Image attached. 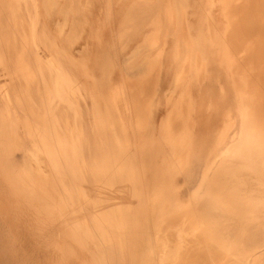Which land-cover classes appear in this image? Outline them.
Segmentation results:
<instances>
[{"label": "bare ground", "instance_id": "1", "mask_svg": "<svg viewBox=\"0 0 264 264\" xmlns=\"http://www.w3.org/2000/svg\"><path fill=\"white\" fill-rule=\"evenodd\" d=\"M51 1L47 0V4ZM236 1L220 0V6L215 4L211 7L203 23L199 24L206 0H134L126 9L116 39L111 44L108 42V49L104 47L98 52L94 63L91 61L92 48L89 44L85 45L79 58L72 57L70 53V47L84 34L88 24L86 13L92 0H65L64 7L60 9L64 21L60 24L58 39L52 38L49 35L52 33L48 34L47 28L41 24L36 26L34 17L39 7H36L35 0H0V71H4L9 79V84L0 88L1 170L21 200L37 206L38 213L45 220L57 225L58 235L68 241L71 255L81 250L87 252L90 254L86 261L88 264H218L228 258L235 244H224L225 241L231 243V239L224 240L222 232L221 236H215L209 217L233 214L236 207L238 212L247 213L251 209L250 196H246L245 189L239 192L238 199H227L228 196L226 199L206 198L212 193L205 189L212 185L208 181L209 171L217 161L226 159L229 162L235 157L238 163H242L241 168H249L258 178L259 163L262 159L264 163V120L255 111L259 95L256 100L257 92H250L252 86L248 88L245 85L249 76L245 81L240 74L238 81L246 86L243 88L234 79L236 69L232 71L237 60L231 49L241 40L233 39L236 42L232 40L231 44L234 45L230 49L229 40L232 38H227L231 31H228L227 19L231 17L230 3L234 5ZM238 8L236 17L235 14L233 16L237 19L244 14L242 11L245 7L240 9L242 13ZM236 9L233 10L236 12ZM3 13L6 16L4 20ZM106 13L108 19L111 18L109 2ZM67 26L70 31L66 37L67 47L64 48L60 38L63 28ZM95 29L92 38L100 45L103 33L98 34L99 30ZM140 34H143V38L132 48L131 52H135V56L129 67L137 68L146 58H156L153 71L157 67L160 75L164 68L166 47L168 42L171 44L166 68L172 90L167 100L171 108L162 123H159L157 129L160 134H156L155 126L144 125L142 116L146 114L141 115L143 112L140 111L139 115H134L136 113L128 98L130 92H136L126 79L116 85H109L114 70L123 66L118 58V48L125 51ZM249 37L255 41L253 35ZM146 42H151V47L142 50ZM241 43L237 47H241ZM39 48L47 53L46 57L40 56ZM58 63L65 67L66 74L58 70ZM90 64L95 65L98 72L92 71ZM231 71L232 74L234 72V78L229 76ZM253 77L250 76V82L254 81ZM196 84L205 93L206 110L210 113L208 122L198 117L199 109L193 96V86ZM132 102L135 104V101ZM260 103L259 106L263 102ZM141 106L138 108L141 109ZM180 117L183 120V125L179 123L182 128L178 124L181 129L174 125ZM175 118L178 119L175 121ZM220 119L225 121L223 128L219 126ZM234 123H237V131L232 142V133L229 140L228 133ZM177 128L180 129L179 133ZM180 169L189 170V184L193 187L189 206L183 205L176 197L178 193L174 188L173 177ZM248 172L242 174L247 175ZM148 175L152 176L155 186L151 193L143 188ZM222 184L225 185L224 181ZM122 186L137 200L152 195L155 206L150 205L148 216L146 213L148 221L146 224L145 220L143 228L139 229L136 210L131 206L99 209L105 200L99 196L100 189L96 187L106 190ZM44 233L42 235L47 236ZM225 233L230 237L232 232ZM175 242L181 244V251L171 262ZM234 255L232 259L248 262L243 255Z\"/></svg>", "mask_w": 264, "mask_h": 264}, {"label": "rangeland", "instance_id": "2", "mask_svg": "<svg viewBox=\"0 0 264 264\" xmlns=\"http://www.w3.org/2000/svg\"><path fill=\"white\" fill-rule=\"evenodd\" d=\"M83 1H85V0H83ZM92 1H93V3L89 7V9L86 13L88 24L85 27L84 34L77 43L73 44L74 47L73 46L70 47V50H71L70 53H71L72 57L79 58L81 55V51L84 49L85 45L89 44L90 47L92 48L91 49V54H92L91 61L92 62L94 61V63H96L95 60H96V55L98 54V52L101 49H103L104 47H106L108 49L109 45L116 39L117 31H118L119 26L122 23L126 9H127V7H129L131 5V2H133L134 0H120V2H119V0H105V1L104 0H100V1L99 0H92ZM235 1L231 0V2H234V3H235ZM256 1L257 0H245V1L244 0H237L236 4H234V5H233V3H230L229 13H231L230 18L231 19L233 18V20H230V18H228L227 24H229L228 31L231 29V31H233V32L229 31L230 33H228L227 38L228 39L232 38L229 40L230 49H231V45H234L231 43L233 41H234L233 43H235L236 41H239V40H241L240 43L242 42L241 47L242 46L245 47V48L243 47L244 49L241 47H237V46H240L239 42H237L238 44L235 43V45H237V46H235V47L232 46L231 51L233 52V54H235L234 56L237 60V63H235V65L232 68L233 69L232 71H235L234 68L236 69L235 78L233 76L234 72L232 74V71L230 72L231 74L229 76H231V77L233 76L232 78L235 79L237 84L239 83L238 86H240V87L246 88V86H248V88H249L251 85L252 87H250V90L248 88L247 89L250 92H251V90H254L253 91L254 94L257 92V94H255L257 96L256 100H258V95H259V100L256 102L261 104L260 102L264 103V95H263L264 94V90H263L264 85H261L262 83L264 84V76H263L264 75V73H263L264 72V63H263V60H264V21L262 24H260V23L262 22V20H264V18H263L264 17V9H263L264 8V0L263 1L262 0L257 1V4H259V7L255 3ZM35 2H36V7L37 8L39 7V9L37 10V15L34 17L36 26L39 27V25L41 24L42 27H44L45 29L47 28L46 31L48 32V34L52 33V34H49L52 38L55 37L58 39L59 33H60V24L64 21V17L62 15L60 9L62 10V8L64 7L65 0H52L49 4H47V0H35ZM108 2L110 3V10L112 12L111 13L112 16L110 15L111 18H109V19L107 17V13H106V7H107ZM219 3H220V0H206L205 10L203 11V14H201V16L198 20V23L202 24L204 18L207 15L208 10L211 7H213L215 4L219 5ZM246 5H247V7H246ZM251 5H253V6L250 7ZM256 6L258 8H255ZM52 7H53V9H52ZM230 7H232V8H230ZM236 8L239 9L240 13L244 12V14H245L244 15L242 13L241 16H239L240 13H238V16H239L238 19L239 20L237 18H235L236 14L238 12V10ZM242 8H244L245 10L244 9H243V11L240 10ZM247 8H249V9L247 10ZM93 9H95L96 11ZM117 9H118V11H117ZM231 9L232 10L236 9V12L233 10V12H235V13H233ZM256 9H258V10H256ZM115 11L117 14L115 13ZM218 13H219V11H218ZM255 13H256V16H255ZM234 14H235V17H233ZM118 15H119V17H118ZM4 16H5V14L3 13L2 14L3 20L6 17V16L5 17ZM105 16L107 17L106 19H105ZM113 18H114V20H113ZM242 18L245 19V20L243 19L244 22H243ZM240 19L242 21H240ZM107 20H108V22H107ZM110 20H111V23H110ZM228 20H230L231 22L229 23ZM239 21H240V25L243 28L239 25V29H238L237 24H239L238 23ZM247 21L250 23H247ZM252 21H253V23H251ZM103 22H104V24H103ZM105 22H107L106 27H105ZM98 25H99V28H98ZM233 26L237 30L234 29ZM232 27L234 30L232 29ZM95 28L97 30H99L98 34L101 35L103 33L102 34L103 36L101 35V37H100V40L103 38L102 41H100L101 46L99 45L98 41H96L95 39L92 38V33H93V30ZM243 30H245V31H243ZM62 31L63 32H62L61 38H60L61 44L64 48H66L67 47L66 37L68 35V32L70 31V27L69 26L64 27ZM234 31H236V33ZM241 31H243V32H241ZM112 33L114 35H112ZM239 33H240V36L238 35ZM256 34H258V37L260 39H258ZM252 35L254 36L255 41L253 40V37H252V39L249 37ZM142 38H143V34L136 36L135 39L130 42V46L125 51L118 48V58L120 61H122L123 66H122V68L118 66L114 70V72L112 73V76L110 78L109 85L110 86L116 85L117 83H121L123 81V79H126L128 81V83L131 85L132 90L133 91L135 90V92H136L135 94L130 92V94H129L130 97L128 98L131 102V107L132 106L134 107V108L132 107V109L136 113L134 115H137L140 111L143 112V113L140 112L141 115L146 114L145 116H142L143 120L145 121L144 125L145 126L151 125L153 127L155 126L156 127V129H155L156 134H160V131H158L159 129H157V128H159L160 124L162 123L164 118L167 116V114L171 108L167 102V100L171 94V91H172L170 85L165 92V89L167 88L168 81H169L168 80L169 74L166 72V68H167L168 58L170 57L169 53H170L171 44H170V42H168V45H167L166 50H165V55H164L165 58L163 57L164 58L163 59V63H164L163 67L164 68H162L161 74L159 75L157 67H155V69L153 71L154 63H155V61H157L156 58L155 59L146 58L145 61L141 65L137 66V68L136 67H129L130 63L132 62V60L135 56V54H134L135 52L134 53L131 52L133 50L132 48H134L138 44V42H140L142 40ZM243 38H245L244 39L245 41L243 40ZM233 39H235L236 41ZM250 39L252 41H250ZM245 42H246V45L244 44ZM107 43H108V46L106 45ZM252 46H254V47L257 46V48L255 47L256 49H254V47L252 48ZM150 47H151V42H146L142 45L141 49L142 50H148ZM250 47H251V49L249 50ZM39 50H40V52H39L40 56L46 57L47 53L45 51H43L42 48H39ZM237 51H239L238 54H237ZM253 51H254V53H253ZM250 55H251V58H250ZM259 55L262 58L259 57ZM247 56H248V58H247ZM255 57H256V59H255ZM244 58L247 61H245ZM258 59H260V61ZM245 62H246V64H245ZM251 62H252V64H251ZM253 62H255V63H253ZM241 63H243V65L245 64L244 65L245 67L243 65L241 66ZM239 64H240V66H239ZM248 64L251 66L249 67ZM253 64H255V65H253ZM252 65H253V68H252ZM57 67H58V70H60V72L62 74H66L65 67L62 66V64L58 63ZM248 68H249V70H248ZM90 69L92 71H94L95 73L98 72L95 65L91 66V64H90ZM238 69H239V71H238ZM256 69H258L259 71L257 70L258 71L257 72ZM131 70H133V71H131ZM252 70L254 71V74H251V73H253ZM260 71L263 73V75H261L262 73ZM247 72H250V73H247ZM257 73H259L260 76ZM240 74L245 79V81L248 78V76H249V79H250V76H255V77H253L254 81L252 80L250 82L251 79L250 80L248 79L247 80L248 82L247 81L245 82V85L246 84L247 85L244 86L242 84V82L238 81V79L240 78ZM246 74H248V75H246ZM255 74H257V76ZM4 76H5V78H4ZM6 76L7 75L5 74L4 71H0V88L5 87L9 84L8 83L9 79H7L8 77H6ZM153 78H155V79H153ZM159 78H160V80H159ZM256 78H258L257 79L258 81L256 80ZM258 82H260V84ZM259 85H260V89L258 88ZM193 87H194L193 88V96L197 102L198 109H199L198 117L201 120L203 118V121L207 120L206 122H208L210 119V113L206 110V105H205V99L206 98L204 95L205 94L204 90H203V88H201V86L199 84H196ZM254 87H256V89ZM258 91H260V92H258ZM132 95L133 96L135 95L134 98ZM176 96H177V94H176ZM1 97L2 96H0V98ZM160 98H161V100H160ZM131 100L135 101V104ZM160 101H161V103H160ZM139 102L142 106L139 104ZM143 102H145V103H143ZM1 103L2 102H0V104ZM158 103L164 109V112L162 113L163 115H160L159 118H158V114L156 116V112H155ZM263 103L260 106L258 104L255 111L259 112V114H260L259 116H262V119L264 120V110H260V109H264V107H261V106H264ZM136 104H138L139 106H137ZM140 106H141V109H139ZM179 112H180V114L182 113L181 110ZM177 119L178 118H175V121ZM155 120L158 121V123ZM178 121H180V122H178ZM181 121L183 122L182 118L180 117L177 120V122H175L174 125L179 127V125L182 123ZM233 121L235 122L234 118H233ZM181 125H183V124H181ZM181 125H180V127H181ZM219 126L222 128L225 126V121L223 119H220ZM236 127H237V123H234L232 129L230 130V133H228V140H229V135L232 133V135H231L232 142H233V135L237 131ZM180 129H178V133L180 132L179 131ZM175 131L177 132V130H175ZM262 160L259 163L260 165L258 166L259 167V171H258L259 174L258 175L260 176V179H258L259 178L258 175H257L258 178L256 177L257 178L256 179L254 177L255 174L253 175V171L249 170V168L247 170H244L243 168H241L242 163H238V160L235 157H232L229 162L226 159H223L222 161H217L216 163L212 164L213 169H211L209 171L208 181L212 185L210 186L209 189L206 186L205 189H207L208 191L210 190L212 193L209 191L211 194H208V196L206 195V198L210 197V199L211 198L218 199V198L223 197L222 199H226V197L228 196L227 199L228 198L232 199L233 197L238 199L239 198V192L241 190H245V189H246L245 191H247V194H248L246 196L251 197V198L248 197L249 198V205H250L251 209H249V211L247 213L238 212V208L236 207V212L233 214H230L227 216H221V217L210 215V217H209L210 222L212 223L211 226L213 225L212 230L214 231V233H216L215 236L217 234H218L217 236H221V234H222L221 237H223L224 240L228 239V238L231 239V243H227L225 241L224 244L232 246L234 243L235 245H233L232 247L236 248V249L234 248V250L232 248L233 253L235 255L232 253V250H231V252H229V254H228V258L225 259V262H223V263L218 262V264H264V256H262L264 254V163ZM185 166L186 165H184V167ZM235 166H237L238 170L240 168L239 172L237 171V168H235ZM222 167H225L226 170L222 169ZM232 167L237 172L235 170L231 169ZM231 170H233V171H231ZM248 170H249V172H248ZM224 171L226 173H224ZM188 172H189V170L180 169L173 177L174 188L178 193L176 195V197L180 200V202L183 205H186V206L190 205L189 200H190V198H192L190 191L193 189V187H191V185L189 184ZM243 172H245V173L248 172V174L247 175H245V173L242 174ZM232 173H233V176H232ZM221 175H222V177H221ZM243 175H245V177H243ZM246 176H249V177H246ZM151 178H152V176L148 175L147 180H144V185H143L144 190L146 191L148 189V191L150 193L153 192V190L155 188L154 183H153V179L151 180ZM233 178H234V180H233ZM242 178H244V179H242ZM213 179H215V180H213ZM150 180H151V182H150ZM251 180L254 182H252ZM219 181H221V182H219ZM223 181H224L225 185L222 184ZM234 181H235V184H233ZM239 181L241 183H239ZM249 181L253 185L251 183H248ZM255 181H256V183H255ZM226 182H228L230 184V186ZM147 184H148V186H147ZM96 188L100 189L98 191V194L101 198H103L105 200V202H103V204L99 207V209L102 210L103 208H116V207H121L123 205H128V206L133 207L136 210L137 223H139V225H138L139 229L143 228L147 224V221H148L147 216L149 214L148 209L155 206V204H154L155 201H154V199H152V195H146V196L142 197L143 199L137 200V197H134V196L131 197V194L128 193L127 190L123 186L117 187L114 189H106V190L101 189L100 187H96ZM151 189H152V191H151ZM225 189H227V190H225ZM215 190H216V192H215ZM250 190H251V193H250ZM109 191L112 192V195H111V192H109ZM0 193L3 195L2 196L0 194V196H1L0 199L2 198L0 200V203H1L0 204V264H83V263L88 264V262H86V261L89 260L90 254L88 255L87 252L81 250V251H78V254H76V255L80 256L79 258H78V256H76L74 254L71 255V253L68 251V247H70V245L68 244V241H65L61 236L58 235L57 225L53 224L51 221L45 220L40 215V213H38V211H37L38 207L37 206H34V204H30L26 201L21 200L14 193L9 181L7 180L3 171L1 170V165H0ZM252 194H253V196H252ZM119 195H120V197H119ZM243 196H241V198H243ZM181 198H183V199H181ZM9 202H11V203H9ZM26 205H27V208H26ZM150 205H151V207H150ZM21 207H23L24 209ZM13 210H14V214L12 213ZM30 210L34 213H31ZM5 213H7V214H5ZM146 213H147V216H146ZM22 214H24V215H22ZM5 215L8 217H6ZM34 215L36 217H34ZM19 216L20 217L23 216L22 217L23 219H21ZM27 217H28V221H27ZM213 218H215L216 220L215 219L213 220ZM16 219H17V221H16ZM145 220H146V224H145ZM235 220H236V222H235ZM216 222H217V224H216ZM48 224L51 226V227L49 226L51 229L48 227L47 228L48 231H47L46 227L48 226ZM39 226L41 228H39ZM215 226L217 227V229H215L216 228ZM37 228H39L41 230H39ZM49 229L51 230V232ZM243 230L246 233L243 232ZM227 231L232 232L230 235L231 238L229 236H227L228 234L225 233ZM39 233L41 235H38ZM42 233L47 234V236L42 235ZM48 233L49 234L51 233V235L53 234L54 236L53 235L50 236ZM248 233H250V234H248ZM244 234H246L248 236V238H246L247 236ZM137 236L139 237V234H137ZM243 236H246V237H243ZM42 237L44 238V240ZM241 239H244V240L242 241ZM39 240H41V241H39ZM59 240L64 241V244L63 243L61 244V241H59ZM245 241H247V242L245 243ZM242 243H244L245 246L242 245ZM237 245H239V246H237ZM241 246L244 248L242 249ZM249 247H251L250 250L248 249ZM235 250H236V252L238 251L237 253H240V254H236ZM180 251H181V244L178 242H175L173 247H172L171 262L175 261V258L179 255ZM243 252L246 253V257H245V254ZM233 255L234 256L243 255L242 257L247 259L248 262H245V260L244 261L243 260L238 261L236 259H232L231 257ZM67 257H68V259H67ZM69 257H71V258H69ZM250 257H252L251 260H250ZM183 263L184 262H182V263L177 262L175 264H183ZM204 263L205 264L206 263L216 264L217 262H193V263L192 262H185L184 264H204Z\"/></svg>", "mask_w": 264, "mask_h": 264}, {"label": "crops", "instance_id": "3", "mask_svg": "<svg viewBox=\"0 0 264 264\" xmlns=\"http://www.w3.org/2000/svg\"><path fill=\"white\" fill-rule=\"evenodd\" d=\"M169 60H170V58H168V62H169ZM167 64H168V63H167ZM168 78H169V77H168ZM168 80H169V81H168V86H167V88L165 89V92H166V90H167L168 87H169L170 78H169ZM160 100H161V98H160ZM160 103H161V101H160ZM162 103H163V102H162ZM161 105H162V104H161ZM159 107H160V108H159ZM155 112H158V113H156V114H158V118H159V116L164 112L163 107H161L159 103L157 104V108H156ZM159 127H160V126H159Z\"/></svg>", "mask_w": 264, "mask_h": 264}]
</instances>
